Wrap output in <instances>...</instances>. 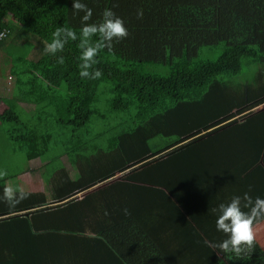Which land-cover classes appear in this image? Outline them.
Here are the masks:
<instances>
[{
	"label": "trees",
	"instance_id": "trees-1",
	"mask_svg": "<svg viewBox=\"0 0 264 264\" xmlns=\"http://www.w3.org/2000/svg\"><path fill=\"white\" fill-rule=\"evenodd\" d=\"M81 2L92 10L88 24L100 23L102 12L110 9L128 31L95 57L100 79L79 75L83 13L73 14L71 0H0V33L8 32L0 49L10 58L14 79V92L0 98V131L25 163L40 161L44 186V192H14L13 200L26 199L9 206L12 201L6 202L3 192L12 174L31 170L0 173V217L28 211L32 228L40 230L16 239L9 227L24 222L30 229L29 220L13 216L0 221V264H76L75 248L82 240L100 243L123 264L99 235L121 220L78 219L72 211L78 194L133 167L120 181L82 199H118L120 193L126 199H177V184L185 187L188 180L198 188L208 186L212 182L205 169L220 168L232 158L241 173L252 169L264 175V108L259 109L264 105V0ZM58 27L74 30L78 39L52 55L44 49ZM220 44L224 50L217 60L198 59L201 48ZM243 61L254 68L250 77L241 74ZM103 82L111 86V124L93 109ZM20 106L32 111L31 120H21ZM93 116L101 121L99 129ZM109 131L113 134L107 136ZM247 144H256V155L246 161ZM63 158L84 169L77 180L68 177ZM89 167L106 172L87 180ZM229 176L221 174L218 182ZM48 196L55 203H47ZM135 222L171 264L180 263L174 256L181 252H171L172 238L152 234L144 219ZM205 229L193 228L201 241L205 235L208 264H215L224 254L211 246L218 238L208 237ZM39 237L44 240L38 242Z\"/></svg>",
	"mask_w": 264,
	"mask_h": 264
},
{
	"label": "crops",
	"instance_id": "crops-1",
	"mask_svg": "<svg viewBox=\"0 0 264 264\" xmlns=\"http://www.w3.org/2000/svg\"><path fill=\"white\" fill-rule=\"evenodd\" d=\"M261 108H264V106L259 107V109ZM255 146L256 144H247L244 148L242 155L247 157L246 161L251 157H255ZM233 155L234 154H231V156ZM233 159L234 158L230 159L225 165L222 164L220 168H217V166L213 168L212 166L210 169H205L207 170L206 175L209 177H206V179L212 182V184L210 183L208 186L204 184L198 188L195 182H192L191 185L188 180L186 181L185 187L180 186V183L177 184L176 189H173L178 196L177 199H152L153 197L150 195L147 199L146 196H144L143 199H126L127 197H124L125 195L122 193L117 194L119 197L118 199H112L109 195L106 199H82L83 195L86 193L92 192L100 187L108 186L113 182L120 181L121 176L135 170L137 167H133L123 173H116L114 176H109L98 182L89 190L78 194L76 196L78 205L73 207L72 216L78 219L121 220V222L102 231L99 235L123 264H171L160 250L154 246L150 238L145 235L142 228L135 222L136 218L144 219L147 229L151 230L152 234H163L161 237L165 238L167 241L169 238H172L171 241L174 249H171V252L173 254L177 251L181 252V256H174L179 260V264H208L210 261L209 251L206 249L203 242L205 240V235H203L204 239L201 241L193 230L194 226L198 227L200 225L201 227H206L208 229V231H206L208 237H217L218 240L215 239V242H221L224 238V234L216 231V213L214 209H216L220 203L229 201L233 196L242 197L245 193L253 200L257 197L264 199V175L259 174V176H257L255 172L253 173L252 169L244 170V172L241 173V170H239L237 166L236 168L234 167ZM62 162L64 163V169L68 173L69 178L77 180L78 177L84 173V169L83 172H81L75 169L68 161L65 162L62 159ZM22 168L23 166L21 169ZM40 168L41 167H38L34 170L27 169L31 171L17 175H27L30 177V174L39 173L42 170ZM241 168L244 169V167ZM105 170L106 169L101 167H89L86 171L87 174L84 176L87 180L96 176L100 177L105 174ZM174 170L176 169H169L170 172H175ZM15 171L11 170L9 173H15ZM95 172L98 174H94ZM202 172L203 171L199 174L201 177L199 179L204 182L206 179H203L204 175ZM221 174H230L228 181L222 180L218 182ZM38 177L40 179L41 190L37 192H44L42 179L40 175ZM178 179L179 178H174V181ZM214 180H217L218 183ZM29 192L35 193V191ZM47 203H55V201L48 196ZM125 210H127V214H125ZM245 211H247V209H245ZM13 216L24 217L26 222L29 220L30 229H27L24 222L17 225L14 224L8 229L13 230L11 231V233L14 234L12 237L17 239L21 237L19 234L24 232L30 234V232L37 233L36 231H40L32 228L30 221L31 217L28 211H21L7 216L4 215L0 217V221H5ZM41 221L42 218L36 225L39 226ZM200 221H202V223H200ZM162 229H164V231ZM253 232L254 242L252 251L247 256L249 257V261L247 262L249 264H264V219L253 223ZM28 236L29 242H31L32 235ZM256 236L263 237L257 240ZM42 240L44 239L39 237L38 242ZM97 243L93 241H79L74 253L76 264H121L113 255L106 253L107 251L100 243L99 246ZM95 249L97 250L95 251ZM224 262V257L222 256L215 264H222Z\"/></svg>",
	"mask_w": 264,
	"mask_h": 264
},
{
	"label": "clouds",
	"instance_id": "clouds-1",
	"mask_svg": "<svg viewBox=\"0 0 264 264\" xmlns=\"http://www.w3.org/2000/svg\"><path fill=\"white\" fill-rule=\"evenodd\" d=\"M71 4V11L74 15L83 13L81 16L83 27L79 31L78 44L79 49H81L78 65L79 75L82 78L100 79L102 72L93 68L97 63L95 57L101 49H110L113 42L119 43L126 38L128 31L124 26V21L110 9H105L102 12L100 23L88 24L87 22L92 16V10L81 0H71ZM139 16L140 13L137 12V18ZM94 36L97 37V40L92 43L91 38ZM77 39V33L74 30L58 27L52 33L51 42L46 44L44 51L55 55L63 50L68 41H76ZM58 62L63 63V57H60ZM18 191L19 189L14 187L4 189V200L8 203L12 201L9 206H15V204L26 199V196H21L19 199L13 200V193ZM214 212L216 213V231L224 234L226 238L211 246L225 254L229 259H245L251 253L253 247V223L264 219V199L257 197L253 200L247 193L242 197L233 196L229 201L220 203L214 209ZM125 214H127V210H125Z\"/></svg>",
	"mask_w": 264,
	"mask_h": 264
},
{
	"label": "rangeland",
	"instance_id": "rangeland-1",
	"mask_svg": "<svg viewBox=\"0 0 264 264\" xmlns=\"http://www.w3.org/2000/svg\"><path fill=\"white\" fill-rule=\"evenodd\" d=\"M224 50V45L220 44L217 47L214 48H208L203 47L200 49L198 53V59L204 60V61H215L217 58L222 54ZM244 63V61H243ZM9 67H10V58L6 54L5 49H0V98L2 97H9L14 92V85H13V77L9 74ZM254 72V68L252 66H248L247 64H243L241 74H244L247 77H250L251 74ZM1 76L3 77L1 79ZM238 79H241L240 77ZM111 86L109 83L103 82L98 87V99L95 105L93 106L94 110H97V112L100 115L106 116V122L107 124H111V116L108 113V104L112 98V94L110 92ZM264 106V105H263ZM262 107V106H260ZM3 109V105H1L0 102V112ZM31 110H28L27 108H23L20 106L19 108V114L22 121L25 120H31L33 118L34 114L31 113ZM113 117V116H112ZM97 119V117L93 116L92 120L94 121ZM101 121L93 123L95 130L100 128ZM2 126L0 127L1 130ZM113 134V131H109L106 133L107 136H110ZM0 144L2 147H0V173H7L15 170H20L23 166L24 169H37L40 167L41 163L36 160L29 163H25L24 156L21 152L17 151L13 145L10 143H7L5 136H3L2 132L0 131ZM65 162L66 159L63 158ZM37 174V175H36ZM36 174H30V177L27 175L19 176L17 174H12L11 180L8 181L9 187L18 188L20 192H29V191H40V179H39V173ZM263 236H256V239L259 240ZM258 254V253H256ZM259 255V254H258ZM224 263L222 264H249L247 261H249V257H246L242 260H236V259H229L227 256H224ZM241 261V262H240Z\"/></svg>",
	"mask_w": 264,
	"mask_h": 264
},
{
	"label": "built area",
	"instance_id": "built-area-1",
	"mask_svg": "<svg viewBox=\"0 0 264 264\" xmlns=\"http://www.w3.org/2000/svg\"><path fill=\"white\" fill-rule=\"evenodd\" d=\"M7 34H8L7 31H3V32H1V33H0V41H1L3 38H5Z\"/></svg>",
	"mask_w": 264,
	"mask_h": 264
}]
</instances>
